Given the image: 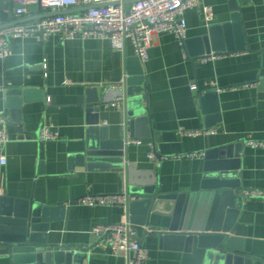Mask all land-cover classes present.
<instances>
[{"label":"crops","instance_id":"crops-1","mask_svg":"<svg viewBox=\"0 0 264 264\" xmlns=\"http://www.w3.org/2000/svg\"><path fill=\"white\" fill-rule=\"evenodd\" d=\"M193 1V7L185 12L187 39L231 21V0ZM237 2L245 32L243 49L217 51V56L207 61L191 59L175 34L156 35L148 60L141 62L145 80L134 85L144 86L143 108L149 117L139 132L152 133L137 137L142 144H125L123 152L126 164L155 170L160 193H196L202 191L207 152L242 142L235 178L242 208L234 245L252 258L250 264H264V197L246 195V191H264V147L247 143L264 142V0ZM30 11L28 18L34 19L44 13L39 5H32ZM23 19L15 16L11 0H0V28ZM231 39L236 45L234 34ZM222 41H226L223 31ZM11 49V54L0 60V112L7 113L11 137L6 147L8 162L0 165V195L63 206L50 221L48 242L61 247L89 246L84 264H127L126 257L114 255L106 240L98 241L92 234L97 225L124 221L127 209L89 207L75 200L86 194L119 193L128 184L126 172L110 161L95 160L89 166L81 154L89 141L90 98L101 96L104 101L100 124L108 128L110 139L126 138V103L125 111L107 104L105 87H126L129 72L136 66L129 58L138 57L133 43L128 40L125 49L118 50L106 39L51 35L13 39ZM96 88L104 90L89 94ZM11 90L19 92L10 94ZM25 90L32 91L25 94ZM44 125L58 130L59 137L41 141ZM127 128L128 135L136 137ZM207 128L218 131L199 136L180 132ZM150 143L155 145L154 159L148 156ZM201 152L204 154L187 155ZM162 210L172 208L162 206ZM149 219V225H136V236L144 237L148 250L145 264H187L184 251L171 240L162 241L160 233L153 230L168 227L172 217L152 213ZM0 264L13 261L0 255Z\"/></svg>","mask_w":264,"mask_h":264},{"label":"water","instance_id":"water-1","mask_svg":"<svg viewBox=\"0 0 264 264\" xmlns=\"http://www.w3.org/2000/svg\"><path fill=\"white\" fill-rule=\"evenodd\" d=\"M133 1L127 2V12ZM231 10L230 22L213 26L208 34L185 41L191 59L245 47V32L237 0H231ZM57 13L61 12H44L35 18ZM30 20L34 18L12 24ZM222 31L225 33L224 42ZM232 34L237 40L236 45L232 42ZM129 62H134L136 66L129 72L126 82L127 125L132 136L148 137L152 130L143 134L138 129L149 122L147 110L143 108L144 86L134 87L145 80L143 65L139 57L129 58ZM101 90L104 89H90L89 94ZM18 92L11 90L10 94ZM88 101L92 103L87 107L89 141L86 151L81 155L90 163L89 166L91 161L107 160L126 172L129 193L139 196L129 204L132 222L135 225H149L152 213L170 215L172 219L168 227L160 231L156 228L153 230L160 233L162 241L171 240L178 249L184 251L187 264H250L252 258L243 253V248L234 245L236 238L233 236L242 208V194L235 192V188L240 186L235 178L243 150L242 142L207 152L202 191L162 194L158 189L155 170L138 169L136 163L126 164L123 152L126 149L125 139L111 140L108 128L101 126L99 112L104 104L102 97L90 98ZM162 206H170L172 210L164 212ZM62 207L45 206L34 199L20 200L0 195V255L9 256L13 264H84L89 246L61 247L48 242L50 221ZM138 239L143 243L144 237Z\"/></svg>","mask_w":264,"mask_h":264},{"label":"built area","instance_id":"built-area-1","mask_svg":"<svg viewBox=\"0 0 264 264\" xmlns=\"http://www.w3.org/2000/svg\"><path fill=\"white\" fill-rule=\"evenodd\" d=\"M14 4V14L18 19L30 17V7L39 5L44 12H61L52 16L36 18L0 28V60L12 52L11 40L25 37L45 39L51 35H60L63 39L99 38L109 40L113 49L123 50L130 40L135 53L145 63L149 57V49L153 46L155 37L162 32L175 34L185 45L187 39V21L185 12L192 8L193 0H135L131 2L129 12L126 11L130 0H11ZM217 53L205 54L201 57L207 61L215 58ZM193 88L196 86L193 85ZM106 103L122 110L127 98L125 84H110L105 87ZM9 119L5 111L0 112V165L7 164L6 147L11 141L8 132ZM126 145L142 144L143 140L128 135L127 123ZM216 128L199 130H180L183 135L199 136L217 133ZM59 131L49 125L42 126L39 139L41 141L55 140ZM255 148L264 147V142L248 140ZM149 158L154 159L156 149L150 143ZM191 153L187 155H203ZM246 195L262 196L264 191H246ZM139 196L129 193L128 184L119 193L86 194L75 200L76 203L93 207L98 205L123 206L127 209V218L119 223L97 225L92 234L99 240H106L114 255L127 258V264H145L148 260L146 246L136 236V225L131 220L129 204Z\"/></svg>","mask_w":264,"mask_h":264}]
</instances>
